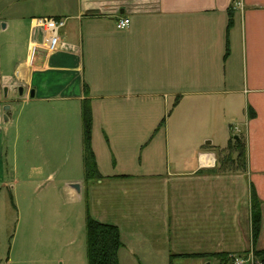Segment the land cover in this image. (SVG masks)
<instances>
[{"label": "crops", "instance_id": "1", "mask_svg": "<svg viewBox=\"0 0 264 264\" xmlns=\"http://www.w3.org/2000/svg\"><path fill=\"white\" fill-rule=\"evenodd\" d=\"M230 10L231 0H0V157L5 146L15 153L20 140L28 144L49 132L59 152L74 137L83 158L82 112L88 105L93 137L107 139L100 150L127 159L130 153L115 143L150 144L162 123L149 112L159 111L168 96L176 107L175 117L164 122V137L184 144L180 159H192L176 164L173 190V182L151 168L150 146V168L115 172V163L111 172L98 171L102 178L94 183L133 181L131 192L143 190L139 207H128L136 221L144 215L146 222L170 228L192 215L191 229L206 247L177 256H232L226 243L213 247L232 234L251 246L253 190L261 207L255 250L264 251V0H243L241 10ZM119 17L130 20L127 29H116ZM42 18L61 19L64 27L56 52L41 49L30 64L29 45L43 37L41 30L31 36V22ZM16 85L23 89L19 109L7 102L9 94L18 96ZM236 140L244 145L242 170L218 173L217 157Z\"/></svg>", "mask_w": 264, "mask_h": 264}, {"label": "rangeland", "instance_id": "2", "mask_svg": "<svg viewBox=\"0 0 264 264\" xmlns=\"http://www.w3.org/2000/svg\"><path fill=\"white\" fill-rule=\"evenodd\" d=\"M36 56L37 54L32 60L29 57L30 64ZM1 94L4 96L3 89ZM21 98L9 94L7 102H14L13 108L19 109L22 105ZM163 99L166 105L162 102L158 106L159 111L155 108L149 112L150 117L154 114L158 117L159 114L157 119L162 123L158 135L152 138L150 144L146 146V143L142 145L130 143L129 147L123 141L115 143L124 146V151L130 153L127 159L114 155L117 154L116 151L114 153L106 149L101 151L100 148L106 145L107 139L99 133H95L93 137L91 130V148L93 147L98 154V158H95L98 171L111 172L115 163L117 168L115 172L123 167L129 173L140 166L150 168L145 151L150 146L151 168L158 167L163 173V179H168L169 184L173 182L169 191L173 190L175 180L178 178L172 176L178 172L175 169L176 164L183 161L186 165L192 159H180L178 153L184 149V144L171 143L164 137V122L168 115L171 119L175 117L176 105L175 100L171 102L172 99L168 96ZM147 118L149 117L146 115V120ZM11 130L10 145L15 135L14 129ZM53 136L49 132H42L41 140L29 141L28 144L25 140H20L15 153L9 148L6 150L5 146L0 157V264H88L86 247L88 217L118 226L124 240L118 255L119 264L207 262L219 264L215 258L176 255L199 253L206 247L200 243L198 235L191 229L192 215L186 213L183 218L184 224L182 222L180 225L171 224L170 228L161 226L156 220L146 222L144 215L138 216L140 220L137 222L134 220L135 217L128 216V207L131 206L133 210L139 207L138 198L143 197L140 196L143 190L133 188L131 192L132 188L129 185L133 181L123 184L119 182L105 185L84 184L83 160L81 150L76 152L75 138L68 140L65 148L59 152L54 144L52 149L49 143V137ZM78 143L80 148L81 140ZM69 144L73 147L71 152ZM232 155L235 156V161L230 160ZM237 157L238 155H234L231 150L222 151L217 157L216 171L218 173H225L228 169L233 172L241 171L244 162L241 159L237 160ZM142 173L140 170L139 174L143 175ZM81 181L82 185L78 183ZM73 184H79V189H73L71 187ZM160 193L163 196L166 190L158 192ZM251 203L250 199L251 244L255 249L256 244L253 246L252 236L254 214ZM259 212L261 215L260 204ZM144 222L149 226L144 227ZM218 243H221L219 247L226 243L225 250L233 256H239L250 248L249 244L245 245L241 236L234 234L225 239H216L213 247Z\"/></svg>", "mask_w": 264, "mask_h": 264}, {"label": "trees", "instance_id": "3", "mask_svg": "<svg viewBox=\"0 0 264 264\" xmlns=\"http://www.w3.org/2000/svg\"><path fill=\"white\" fill-rule=\"evenodd\" d=\"M232 12V10H230ZM82 152H83V183L89 184L101 180L98 172L95 156L91 148V112L88 105L83 107L82 112ZM238 155L237 160H245L244 145L240 140L234 141L229 147ZM231 161L235 159L231 158ZM243 167V166H242ZM251 205L254 214L252 222L253 227V246L257 243L260 234L261 215L259 212V201L252 190ZM86 247L88 264H119L118 254L123 247L119 230L116 226L103 224L88 217L86 221ZM255 248V247H254ZM255 255L264 261V251H256ZM185 257H203L215 258L220 264H229L230 255L225 253H216L211 255H183Z\"/></svg>", "mask_w": 264, "mask_h": 264}, {"label": "built area", "instance_id": "4", "mask_svg": "<svg viewBox=\"0 0 264 264\" xmlns=\"http://www.w3.org/2000/svg\"><path fill=\"white\" fill-rule=\"evenodd\" d=\"M243 0H231V10H241ZM31 36L37 30L42 32V41L40 44L31 42L28 49L29 57L33 59L35 54L42 49L46 54H52L56 52L59 44V31L64 27V21L61 19L42 18L34 19L31 22ZM130 26V20L128 18H117L115 20V27L117 30H125ZM17 89L19 86H14ZM230 264H263V260L255 255L254 249L250 248L239 256H231Z\"/></svg>", "mask_w": 264, "mask_h": 264}, {"label": "water", "instance_id": "5", "mask_svg": "<svg viewBox=\"0 0 264 264\" xmlns=\"http://www.w3.org/2000/svg\"><path fill=\"white\" fill-rule=\"evenodd\" d=\"M7 92H8V89H7V88H4L3 93H4V97H5V98L7 97ZM15 93H16L19 97H21V96L23 95V89L19 86L17 89H15ZM30 98H33V93H31ZM8 110H9V108L6 107V108H5V111H8ZM4 120L7 121L6 118H4ZM71 187H72L73 189L78 190L80 186H79V184H73V185H71Z\"/></svg>", "mask_w": 264, "mask_h": 264}]
</instances>
